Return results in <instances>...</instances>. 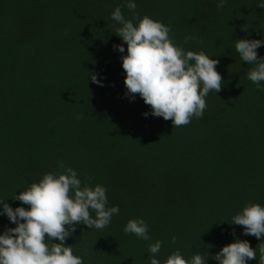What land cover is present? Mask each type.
Masks as SVG:
<instances>
[{
    "label": "trees",
    "instance_id": "trees-1",
    "mask_svg": "<svg viewBox=\"0 0 264 264\" xmlns=\"http://www.w3.org/2000/svg\"><path fill=\"white\" fill-rule=\"evenodd\" d=\"M133 2L141 19L171 28L176 46L219 60L222 90L208 94L201 118L173 128L127 95V44L111 16L120 7L132 19L128 0H0V201L28 210L15 195L62 174V163L119 207L108 227L77 225L66 239L83 264H150L158 240L161 264L177 250L218 264L214 256L236 240L256 249L247 264H260L264 236L244 235L232 218L264 207V91L235 50L236 40H264V0H226L222 9L219 0ZM257 53L264 57V45ZM137 219L150 240L124 232ZM15 227L0 214V235Z\"/></svg>",
    "mask_w": 264,
    "mask_h": 264
},
{
    "label": "clouds",
    "instance_id": "clouds-1",
    "mask_svg": "<svg viewBox=\"0 0 264 264\" xmlns=\"http://www.w3.org/2000/svg\"><path fill=\"white\" fill-rule=\"evenodd\" d=\"M126 7L133 13L132 19H125L120 7L115 9L111 18L120 25L115 27L116 36L127 44V55L121 58L127 95L134 98L138 94L150 106L152 116L171 120L173 128L188 125L194 117L201 118L207 108L205 98L212 91L218 93L222 90V77L216 71L219 60L209 58L202 51L185 52L170 38V27L148 16L141 19L133 0H128ZM224 7L226 0H219L217 8ZM258 7L264 9V2ZM133 20L138 23L134 24ZM189 39L191 37H186L185 43ZM262 45L264 40L241 39L235 42L240 59L247 65H254L247 72V79L260 91H264L261 88L264 57H258L257 49ZM114 48L120 53L125 51L120 45ZM91 80L103 86L96 75H91ZM60 167L62 174H46L28 190L15 195L13 200L28 205V210L24 207L13 210L8 203L0 201L3 205L0 214L16 225L0 235V264H83V259L73 254L72 247L65 246L66 239L76 231L77 225L103 230L110 225L112 217L119 214L118 206H107L105 187L82 185L76 171L65 168L62 163ZM232 224L243 226L244 235L260 239L264 236V207L260 204L244 207L232 218ZM124 232L139 239H151L143 219L129 220ZM54 240L59 243H53ZM162 243L158 240L149 244L150 264H161L156 256ZM171 243H176L175 236ZM258 246L260 264H264V243ZM256 256V249L248 241L236 240L224 246L214 258L218 264H247L249 260H256ZM164 264H206V260L197 254L188 261L177 250Z\"/></svg>",
    "mask_w": 264,
    "mask_h": 264
}]
</instances>
